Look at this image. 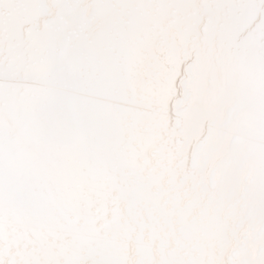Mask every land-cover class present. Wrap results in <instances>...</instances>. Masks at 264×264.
Here are the masks:
<instances>
[{
    "label": "bare ground",
    "instance_id": "bare-ground-1",
    "mask_svg": "<svg viewBox=\"0 0 264 264\" xmlns=\"http://www.w3.org/2000/svg\"><path fill=\"white\" fill-rule=\"evenodd\" d=\"M65 99L114 109L134 163L193 206L168 252L264 264V0H0V264H45L73 238L13 195Z\"/></svg>",
    "mask_w": 264,
    "mask_h": 264
},
{
    "label": "snow or ice",
    "instance_id": "snow-or-ice-1",
    "mask_svg": "<svg viewBox=\"0 0 264 264\" xmlns=\"http://www.w3.org/2000/svg\"><path fill=\"white\" fill-rule=\"evenodd\" d=\"M121 119L107 104L81 116L68 99L45 115L31 167L13 190L34 223L72 234L60 258L45 264H198L167 251L170 238L181 246L192 239L195 223L184 218L193 206L174 184L134 163L132 133ZM3 197L0 185V205Z\"/></svg>",
    "mask_w": 264,
    "mask_h": 264
}]
</instances>
